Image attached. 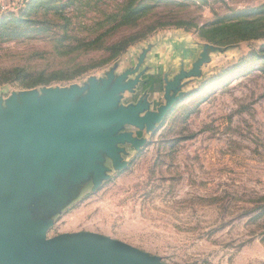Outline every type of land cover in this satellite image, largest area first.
Returning <instances> with one entry per match:
<instances>
[{
    "label": "rangeland",
    "instance_id": "374dc122",
    "mask_svg": "<svg viewBox=\"0 0 264 264\" xmlns=\"http://www.w3.org/2000/svg\"><path fill=\"white\" fill-rule=\"evenodd\" d=\"M0 4V72L129 83L119 107L135 122L123 127L131 136L117 145L118 166L43 239L86 232L160 264H264V39L220 30L263 17L264 0ZM15 77L0 79V105L51 86Z\"/></svg>",
    "mask_w": 264,
    "mask_h": 264
},
{
    "label": "water",
    "instance_id": "95a60500",
    "mask_svg": "<svg viewBox=\"0 0 264 264\" xmlns=\"http://www.w3.org/2000/svg\"><path fill=\"white\" fill-rule=\"evenodd\" d=\"M103 81H89L85 89L26 90L0 105V264H160L159 258L86 232L43 239L64 202L43 203L39 195L50 188L59 193L61 168L85 148L96 173L95 192L103 176L100 159L107 154L116 168L117 145L131 136L120 134L135 122L119 107L120 90L129 83L117 84V78L107 88Z\"/></svg>",
    "mask_w": 264,
    "mask_h": 264
},
{
    "label": "crops",
    "instance_id": "0c3cea01",
    "mask_svg": "<svg viewBox=\"0 0 264 264\" xmlns=\"http://www.w3.org/2000/svg\"><path fill=\"white\" fill-rule=\"evenodd\" d=\"M87 84V83H86ZM86 84H78L73 83L69 84L68 86H62L59 84L51 85V87H57L59 88H67L70 89L72 86H77L80 89H85ZM42 88V87H41ZM41 88H36L40 94ZM88 90H85L83 95H87ZM81 95V97H83ZM120 134H123V130ZM95 151V150H94ZM38 152V151H37ZM42 152V151H41ZM44 153H46V156H50L47 153H51L48 150H43ZM87 152L85 148L79 149V152L76 153V155H73V161L68 166L61 168L62 174L60 175L61 178H64V182L60 183V190L58 194H54L51 191V188L48 190L42 191V193L39 196H42V202H49L52 204H55L57 202H64V205L60 208L59 212L56 213L53 217V219H57L61 216V214L65 213L68 209H70L72 206H74L87 192H94V189L96 187V181L94 180V175H96L95 172L91 169L89 164L91 162V158L87 157ZM104 152L102 150H97V153ZM106 153V152H105ZM104 153V154H105ZM74 154V152L72 153ZM97 160V159H96ZM62 162V160H61ZM100 166L103 168V176L101 179V186L107 182L109 171L115 169L114 161L112 157L108 156L107 154L104 155L103 159L101 158L99 161ZM86 165H89L88 168H86ZM100 170L102 171L101 167ZM59 177L60 181L62 182L61 178ZM48 187V186H45ZM6 191V188H4V192ZM4 196H6V193H4ZM10 196V194H8ZM36 198L33 196L29 198V201H35ZM46 205V204H44ZM45 208V207H44Z\"/></svg>",
    "mask_w": 264,
    "mask_h": 264
},
{
    "label": "trees",
    "instance_id": "16d2710c",
    "mask_svg": "<svg viewBox=\"0 0 264 264\" xmlns=\"http://www.w3.org/2000/svg\"><path fill=\"white\" fill-rule=\"evenodd\" d=\"M242 14V13H240ZM21 26L25 25V22L20 21L19 22ZM166 23H159V27L161 26H165ZM219 26H223V25H219ZM217 26L211 27L208 30H204V33H207L209 31V33L211 34H215V30ZM221 31H223L224 34H232L235 35L237 34L238 36H241L240 40H257V39H264V16L260 17V18H254V19H250V20H240L236 23H232L229 24V26H225V28H221ZM148 33H150L151 31L148 30ZM11 34H13V31H10ZM147 35V33H142V35H137L135 38L133 39H125L124 41H122L120 44V46L116 49V52L120 50H122L121 48L125 49L128 46H130L132 43H134L135 41H138L142 38H144ZM206 37V34H205ZM212 37V36H211ZM211 37H206L209 41L214 42V43H218L219 41L214 38ZM262 52L264 54V46L262 47ZM263 59H264V55ZM10 75H16L15 80H22V81H33L34 83L27 85L26 88H36V87H40V86H44V85H51L53 83H57L59 81H65V78H62L60 74L57 73H44V72H35V71H29V70H25V69H19V68H15L12 70H6L3 72H0V79L7 80V78Z\"/></svg>",
    "mask_w": 264,
    "mask_h": 264
},
{
    "label": "built area",
    "instance_id": "2783aa9c",
    "mask_svg": "<svg viewBox=\"0 0 264 264\" xmlns=\"http://www.w3.org/2000/svg\"><path fill=\"white\" fill-rule=\"evenodd\" d=\"M2 11V7H1V4H0V12Z\"/></svg>",
    "mask_w": 264,
    "mask_h": 264
}]
</instances>
